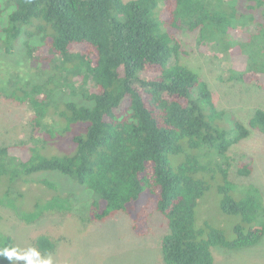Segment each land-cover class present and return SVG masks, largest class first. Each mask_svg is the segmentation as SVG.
<instances>
[{
    "label": "trees",
    "instance_id": "trees-1",
    "mask_svg": "<svg viewBox=\"0 0 264 264\" xmlns=\"http://www.w3.org/2000/svg\"><path fill=\"white\" fill-rule=\"evenodd\" d=\"M185 32L240 60L232 78L264 90V0H0V49L8 55L0 58V96L34 111L30 138L0 143V207L31 222L21 205L28 184L56 194L57 183L38 173L57 171L90 192L85 222L125 214L146 235L161 215L165 264H214L215 246L258 244L264 192L232 177L229 152L254 131L264 135V108L223 122L231 113L182 61ZM20 43L25 60L15 62ZM67 141L72 151L62 153L57 144ZM253 170L245 160L237 174ZM215 184L222 211L240 217L231 239L197 223ZM55 198L47 199L52 206ZM2 221L0 213V261L12 264L18 249ZM34 246L48 255L58 241L42 234Z\"/></svg>",
    "mask_w": 264,
    "mask_h": 264
},
{
    "label": "rangeland",
    "instance_id": "rangeland-1",
    "mask_svg": "<svg viewBox=\"0 0 264 264\" xmlns=\"http://www.w3.org/2000/svg\"><path fill=\"white\" fill-rule=\"evenodd\" d=\"M198 36V32L182 34L183 46L188 53L181 58L208 81L218 106L231 113L223 122H233V116L247 120L257 107L264 108L263 89L232 78L231 67H240L241 61L217 52L212 45L201 46ZM17 49L18 54L11 60H25L21 43ZM4 57L8 58V55L0 49V58ZM33 114L31 104L0 96V143L6 145L30 138L32 129L29 122ZM69 141L57 144L62 153L72 151ZM53 145L49 146L50 151H53ZM229 155L233 162L230 168L232 177L240 183H254L264 192V135L254 131L239 145L232 147ZM245 160L253 163L254 170L249 176H239L238 165ZM38 176L57 183L58 191L61 190L63 195L62 204H57L59 192L55 194L43 184L45 189L42 192L40 184H28L30 186L21 205L26 211L25 219L31 222L18 218L10 209L0 207L2 228L14 235L18 249L12 264H165L161 240L168 232V226L161 215L152 216L146 235L136 234L131 219L125 214H118L106 222H85L84 216L91 199L85 186L57 171L41 172ZM217 187L215 184L200 200L197 223L218 227L231 239L240 217L222 211ZM55 195L56 206H52L54 204L47 199ZM29 203L36 207L30 209ZM40 211L42 215L37 218ZM42 234L58 241L55 252L42 255L36 250L35 239ZM212 252L214 264H264V236L253 246L240 249L215 246ZM0 264L5 263L0 261Z\"/></svg>",
    "mask_w": 264,
    "mask_h": 264
},
{
    "label": "clouds",
    "instance_id": "clouds-1",
    "mask_svg": "<svg viewBox=\"0 0 264 264\" xmlns=\"http://www.w3.org/2000/svg\"><path fill=\"white\" fill-rule=\"evenodd\" d=\"M8 255H9V256H11V255H12V253H11V252H8Z\"/></svg>",
    "mask_w": 264,
    "mask_h": 264
}]
</instances>
